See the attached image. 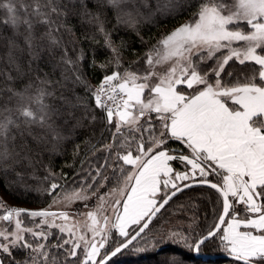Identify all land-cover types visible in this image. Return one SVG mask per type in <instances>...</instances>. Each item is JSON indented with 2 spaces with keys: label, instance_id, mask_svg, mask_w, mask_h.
<instances>
[{
  "label": "snow or ice",
  "instance_id": "snow-or-ice-1",
  "mask_svg": "<svg viewBox=\"0 0 264 264\" xmlns=\"http://www.w3.org/2000/svg\"><path fill=\"white\" fill-rule=\"evenodd\" d=\"M89 5L96 10H91ZM186 5L191 6L189 0H167L161 8L157 0L156 12L165 17L175 16ZM148 7V0H46L43 4L39 0L32 4L26 0H0L3 23L12 28V36L7 38V51L0 58L17 73L15 77L3 73L5 80L12 83L0 87V172L15 171L25 162L33 165V154L39 155L38 150L47 144L48 137L58 141L66 139L64 132L70 136L82 126V119L87 118L86 115L73 117L76 122L67 129L57 124L64 112L61 107L49 103V98L54 96L48 87L52 82L30 76L32 62L41 59L45 41L49 45H58L53 32L60 28L71 32L67 18L74 16L81 23L94 24L98 31L108 36L105 25L109 10L118 25L135 28L145 18L141 9ZM153 15L155 13H149L148 18ZM37 24L44 26L42 33L37 32ZM158 43L160 47L147 56L146 73L141 75L138 71L126 70L123 76L118 73L108 75L94 94L96 105L105 110L108 122L112 123L114 114L118 118L116 134L122 135V127L127 126L133 134L149 132L150 139L145 147L141 137L137 146L140 155L134 157L128 152L119 156L124 164L138 168L125 177L128 182L134 179V183L127 191L122 207L114 210L115 223L110 229L97 228L96 213H87L91 220L92 239L81 234L72 242L69 255L76 257V249H81L82 254V259L73 261V264H109L112 257L124 250L142 253L150 248L158 250V246L168 243L199 253L203 245L215 243L217 239L218 247L240 264H264V0H198L192 18L163 36ZM201 50L207 55L200 57V63L213 59L217 52H226L216 57L215 66L202 69L200 63L192 60L193 52ZM25 55L29 58L26 62L23 59ZM233 60L248 67L228 72L229 81L225 82L221 73ZM170 61L172 63L165 71H156L157 66L163 67ZM65 62L72 63L70 60ZM25 63L28 72L24 71ZM210 76L214 78L210 79ZM153 77L157 82L150 84ZM17 80L23 81L22 87L15 86ZM118 80V83H113ZM79 81L81 77L78 75L76 82ZM182 83L188 89L198 85L203 87L185 94L183 90H177V85ZM105 85L108 86L107 91ZM117 91L121 94L119 102ZM146 91L149 93L147 100L144 99ZM102 96L113 102L114 107H109ZM58 98L72 108L77 106L63 93ZM150 113H155L160 121L158 134L152 131L150 118L145 121L147 127L139 123L140 118ZM169 140L178 141L187 152L166 148ZM105 147L111 149L112 145ZM172 161L190 166L191 176L188 171H175ZM208 162L216 166L212 168L213 172L222 175V187L217 183L210 184L223 197V214L217 217L219 222L199 236L195 232L173 229L155 231L151 239L140 242L142 236H148L146 230L152 231L149 225L157 213L184 187H191L190 184L180 187L174 181H186L199 174L205 178L204 183H209ZM217 169L221 171L217 172ZM16 175L23 174L16 172ZM161 185L165 191L158 200L156 197L161 193ZM51 187L54 190L58 186L53 184ZM169 187L173 189L170 193L166 191ZM124 191L121 189L122 196ZM116 203L120 204V201ZM0 208L4 209L0 214V222L3 223L0 227V264H5L9 257L14 264H29V259L15 260L14 249H30L43 255L47 261V253L43 251L45 245L34 246L22 233L29 232L34 239L45 240L47 234L22 227L19 217L27 214L46 218L55 217L57 213L47 210L26 213L23 209L7 207L2 197ZM59 215L64 220L68 219L66 213ZM226 217L229 218L227 222ZM14 219V228L10 230L8 226ZM225 223L227 226L222 229ZM108 224L105 218L104 225ZM54 226L49 224V227ZM60 231L75 235L67 226L61 227ZM97 236L101 237L99 241ZM31 252V264H36V257Z\"/></svg>",
  "mask_w": 264,
  "mask_h": 264
},
{
  "label": "trees",
  "instance_id": "trees-1",
  "mask_svg": "<svg viewBox=\"0 0 264 264\" xmlns=\"http://www.w3.org/2000/svg\"><path fill=\"white\" fill-rule=\"evenodd\" d=\"M26 2L32 4L34 0H26ZM39 2L43 4L46 0H39ZM166 2L167 0H159L161 8ZM189 2L191 6L186 5L180 14L165 17L162 13L156 12L157 0H148L149 7L141 9L145 18L135 28L124 24L118 25L112 11L109 10L108 22L105 25L108 36L98 31L94 24H88L86 21L81 23L74 16L67 18L71 32L65 28L53 32L59 42L58 45H49L45 41L46 48L41 53V59L32 62L30 76L33 79L46 78L52 82L48 87L54 92V96L49 98V103L61 107L64 112V115L57 120V124L67 129L76 122L73 117L81 118L86 115L87 118L82 119V126L77 127L70 136L65 131L66 139L58 141L48 137L47 144L40 146L39 155L33 154L35 157L33 165L25 162L23 166H17L15 171L9 170L7 174L0 172L1 192L9 196L16 204L45 208L58 193V191H53L51 187L53 184L64 187V192L85 189L97 195L116 190L123 185L126 175L132 171V165L124 164L119 156L126 155L128 152H131L134 157L140 155L137 151L138 143L143 137L145 147H147L150 133L138 131L133 134L128 127H123L122 135L116 134V122H108L104 113L97 108L94 94L98 85L108 75L124 74L126 70L138 71L139 74L146 73L147 56L160 47L159 40L192 18L198 0H189ZM89 7L93 11L96 10L92 5ZM149 13H155V15L149 19ZM52 19H56L55 15ZM3 20L4 13L0 11V56L7 51V38L12 36V28L3 23ZM36 30L42 33L45 28L37 24ZM223 53L216 54L213 59L205 63H200V57L206 56L207 53H200L194 56L193 61L200 63L202 69H209L215 66L216 57H220ZM23 59L26 62L29 58L25 55ZM66 60L72 63H66ZM242 67L248 66H241L234 60L229 61L221 77L227 82L229 77L226 74L239 71ZM24 71H29L27 63L24 64ZM3 73H9L14 77L17 75L6 61L0 58V87H3L5 83H12L5 80ZM78 75L81 81L76 82ZM15 86L22 87L23 81L17 80ZM202 87L203 85H198L193 89H188L183 85L179 86V90H183L185 94H191L196 91V88ZM61 93L77 106L72 108L65 104L58 98ZM85 105L87 112H85ZM69 112L72 113L71 116L68 115ZM149 118L153 125L152 131L158 134L160 121L156 119L155 113L140 118L139 123L147 127L145 121ZM64 121H67L66 125ZM36 131L40 130L36 129ZM106 145H112V148L107 149ZM32 146L36 147L35 144ZM165 147L187 152V149L178 141L169 140ZM171 164L175 171L183 172L188 169L178 161H172ZM209 165L210 174L207 180L222 186V175L213 172L212 168L215 167L210 163ZM16 172L23 175L17 176ZM217 172L220 170L217 169ZM187 183L188 181H184L179 186ZM171 191L173 189L170 188L168 192ZM162 196L161 193L158 200ZM230 200H232L231 197ZM222 204V196L210 187L188 189L166 206L149 227L152 231L147 230L148 236H142L140 242L144 239H151L155 231L168 232L173 229L187 233L195 232L199 236L218 222V215H222ZM64 241L66 237L63 234L51 230L47 235L43 250L47 253V261L43 255H38V263L52 264L55 261V264H73V261L81 260V251L77 252L76 257L70 256L71 247ZM218 243V239L215 243H206L201 247L200 255H228L226 251L218 247ZM31 244L35 246L40 243L32 241ZM30 252V249H14L13 256L15 260L29 259V264H31ZM35 254L37 253L31 252L32 256ZM172 261L175 264H240L233 260L200 259L194 251L171 243L158 246V250L150 248L142 253L131 249L124 250L109 264H166ZM5 264H14V260L9 257L5 260Z\"/></svg>",
  "mask_w": 264,
  "mask_h": 264
},
{
  "label": "rangeland",
  "instance_id": "rangeland-1",
  "mask_svg": "<svg viewBox=\"0 0 264 264\" xmlns=\"http://www.w3.org/2000/svg\"><path fill=\"white\" fill-rule=\"evenodd\" d=\"M235 46H238V45H234V47ZM204 52L207 53L204 50H201L198 53L194 51L192 54V60L195 55L204 53ZM222 52H226V50H223ZM218 53H221V52H217L216 54ZM171 63L172 62L170 61L169 64H165L163 67L157 66L156 71L157 72L165 71ZM120 76H123V74H120ZM115 82L118 83L119 80ZM156 82L157 80L155 77H153L152 80L149 81L150 84H154ZM183 85L187 86L186 84L182 83L180 85H177V90L179 91V86H183ZM148 96H149V93L146 91L144 95V99L147 100ZM117 119L118 118L114 114L113 121L116 122ZM124 127H127V126H124ZM187 167H188L187 171L189 172L191 176L190 166H187ZM134 169L135 171H137L138 168L132 166V171ZM206 170L209 172L208 169ZM204 179L205 178L200 177L199 174H197L195 178H190L189 180H186V181H188L189 183L192 181H200ZM183 182L184 181H176L175 183H177V185L179 186ZM57 186L58 187L53 190V191H58L57 195L52 199L51 203L45 208H36V207L29 206L26 204H16L10 199L9 196H7L5 193L1 191H0V197H2L3 203L7 205V207L9 208H17V209H23V210H47L49 212L57 213L55 217L49 216V217L43 218V217H31L27 215H22L21 217H19V219L21 220L22 227L31 228L35 232H38V233L43 232L48 235V233L51 230H55L58 233L63 234L66 237V240L69 241L68 244L70 245L72 249V242H75L77 238L79 237V235L84 234L86 235L87 239L89 240L92 239V232L90 231L91 220L88 219L87 213L89 212L96 213L97 220L99 222L96 225L97 228H105V230H108L111 228V225L115 223V218H116L114 210L122 207L123 201L126 199V196H127V191L130 190L131 182H128L125 179L123 185L120 188L110 191V192H106L105 194H99V195L94 194V193L92 194L88 190H85V189L76 190L73 192H64V187H60L59 185ZM170 188L171 187H169V189H167L166 191H169ZM121 189L125 190L123 196L121 195ZM164 191L165 190L162 191V195ZM76 194H78V196ZM117 201H120V204H117L116 203ZM3 213H4V209L0 208V214H3ZM59 213H66L68 216V219L64 220L63 218L60 217ZM105 218H107L109 221V224L107 226L104 225ZM14 224H15V219L13 220L12 225L8 226L10 230L14 228ZM49 224H53L55 226L49 227ZM226 224L227 223H225L224 227L226 226ZM2 226H3V223L0 222V227ZM64 226L71 228L73 232H75V235L70 234L68 231L61 232L60 228ZM112 232L114 235H118V233H116L114 229H112ZM22 234L24 235L25 239L30 243L32 241L38 242L40 244H44L46 242V240L43 238L34 239L31 233L29 232H24ZM257 234H260V233H257ZM100 239H101L100 236L96 237L97 241H99ZM76 251L79 252L81 251V249H76ZM103 251L104 250H102V254H103ZM34 256L36 257V264H39L38 263L39 258L37 257L38 254H35Z\"/></svg>",
  "mask_w": 264,
  "mask_h": 264
},
{
  "label": "water",
  "instance_id": "water-1",
  "mask_svg": "<svg viewBox=\"0 0 264 264\" xmlns=\"http://www.w3.org/2000/svg\"><path fill=\"white\" fill-rule=\"evenodd\" d=\"M208 181V180H207ZM209 183H204L203 182V180H200V181H192V182H189V183H187V184H190L191 185V187H184L183 188V191H181V192H178L177 193V195L176 196H178L179 194H181L182 192H184V191H186V190H188V189H191V188H196V187H210V184L211 183H214V182H211V181H208ZM187 184H184V185H187ZM219 187H222L221 185H218ZM180 187H183V185H181ZM210 188H212V187H210ZM213 189V188H212ZM214 190H216V189H214ZM217 191V190H216ZM219 193V192H218ZM220 194V193H219ZM221 195V194H220ZM175 196V197H176ZM175 197H173L172 198V200L175 198ZM223 198V197H222ZM229 199H230V197H229ZM172 200H170L169 201V203L172 201ZM231 201V200H230ZM168 203V204H169ZM167 204V205H168ZM167 205H165L164 206V208L163 209H161V212L166 208V206ZM35 211H45V210H26V213L27 212H35ZM160 212V213H161ZM160 213H157V215H156V217L153 219V221L157 218V216L160 214ZM226 219V221H227V219H228V217H226L225 218ZM153 221H152V223H153ZM219 222V221H218ZM217 222V223H218ZM151 223V224H152ZM151 224L149 225V227L151 226ZM224 226V225H223ZM223 226H222V228H223ZM147 231V230H146ZM122 253V252H121ZM194 253H195V255L198 257V258H200V259H204V260H219V259H223V260H233V258L228 254V255H222V256H210V255H200V253H196L195 251H194ZM119 255V254H118ZM117 255V256H118ZM117 256H115V257H112V259L110 260V261H112L114 258H116ZM109 261V262H110ZM233 261H235V260H233ZM238 262V261H237ZM240 263V262H239Z\"/></svg>",
  "mask_w": 264,
  "mask_h": 264
},
{
  "label": "built area",
  "instance_id": "built-area-1",
  "mask_svg": "<svg viewBox=\"0 0 264 264\" xmlns=\"http://www.w3.org/2000/svg\"><path fill=\"white\" fill-rule=\"evenodd\" d=\"M104 81V80H103ZM102 81V82H103ZM101 82V83H102ZM101 83H100V85H101ZM114 84L115 83H117V82H113ZM100 85H99V87H100ZM99 87H98V89H99ZM105 90L107 91L108 90V86L107 85H105ZM117 97H118V101L117 102H119V98L121 97V94L117 91ZM126 98V97H125ZM102 100H104L105 101V103L109 106V107H114V104H113V102H111V101H107V98H106V96H102ZM95 104H96V100H95ZM97 106V105H96ZM98 109L100 110V111H102L103 113H104V115L107 117V114H106V112H105V110L103 109V108H101V107H98Z\"/></svg>",
  "mask_w": 264,
  "mask_h": 264
},
{
  "label": "crops",
  "instance_id": "crops-1",
  "mask_svg": "<svg viewBox=\"0 0 264 264\" xmlns=\"http://www.w3.org/2000/svg\"><path fill=\"white\" fill-rule=\"evenodd\" d=\"M170 163H171V162H170ZM208 163L211 164V162H208ZM211 165H212V164H211ZM213 166L216 167L215 165H213ZM218 170H219V169H218ZM137 171H138V169H137ZM220 171H221V170H220ZM132 172H136L135 169H134ZM173 179H174V177H173ZM174 182H176V181H174ZM132 183H134V179H133V181L131 182V186H132ZM131 186H130V188H131ZM163 190H164V189H163V185H161V193H162ZM161 193H160V194H161ZM160 194L156 197V199L159 198ZM226 226H227V224H226ZM226 226H225V227H226ZM240 230L243 231V230H245V229L241 228ZM252 231H254V230H252ZM254 234H257V233L254 232Z\"/></svg>",
  "mask_w": 264,
  "mask_h": 264
}]
</instances>
